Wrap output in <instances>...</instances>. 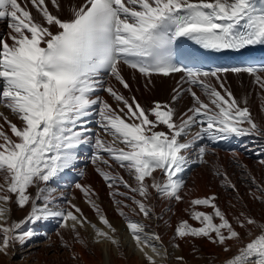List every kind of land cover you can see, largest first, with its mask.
<instances>
[{
  "label": "snow or ice",
  "instance_id": "obj_1",
  "mask_svg": "<svg viewBox=\"0 0 264 264\" xmlns=\"http://www.w3.org/2000/svg\"><path fill=\"white\" fill-rule=\"evenodd\" d=\"M64 10L61 0H0V20L8 21L0 35V105L19 121L0 113L11 132L0 124V253L13 255L38 235V224L52 220L58 222L60 245L74 261L82 262L76 245L89 248L81 229L91 227L96 244L120 247L118 230L91 185L76 182L74 187L104 227L61 190L67 171L77 168L83 146H89V159L148 264H169L173 258L187 264L184 256L169 252L156 231L159 224L145 223L155 218L172 227L149 201L155 192L172 212V202L184 200L182 174L193 155L195 162L208 163L207 142L250 138L255 147L245 148L261 157L258 164L264 168V121L251 111L248 96L238 98L228 81L229 74L251 77L264 113V60H255L258 54L252 51L264 48V0H83L69 2L67 16ZM225 56L238 65L208 63ZM126 70L133 81L139 75L146 89L154 77L179 76L170 101L143 106L132 94ZM185 95L191 103L181 110L176 105ZM232 156L248 194L264 204V182L241 163L238 151L233 149ZM114 164L135 186L113 170ZM213 167L221 186L237 193L241 210L230 218L215 193L192 198L185 211L200 226L180 219L171 247L179 250L177 240L206 239L225 253L236 249L222 264H264V220L247 209L228 172ZM13 203L26 210L22 219L10 221ZM192 250L200 251L195 244Z\"/></svg>",
  "mask_w": 264,
  "mask_h": 264
},
{
  "label": "bare ground",
  "instance_id": "obj_2",
  "mask_svg": "<svg viewBox=\"0 0 264 264\" xmlns=\"http://www.w3.org/2000/svg\"><path fill=\"white\" fill-rule=\"evenodd\" d=\"M48 2L49 0H46V3ZM61 2L65 5L63 15L67 16V5L69 2L78 4L82 3L83 0H61ZM49 7L51 9L50 3ZM35 14V10L33 9V15ZM7 25L8 21H5L3 27L0 28V35L7 32ZM125 75L132 85V94L136 96L137 100L143 106H150L154 100L170 101L172 89L176 86V81L179 79V76L175 78L157 76L153 78L152 83L146 89L144 86L145 81L139 75H137L135 81L131 79L129 70L125 71ZM228 81L234 94L238 98L243 95L248 96L249 105L250 107L252 106L251 111L258 120L264 121V113L261 112V101L259 99L258 90L254 89L252 78L247 74H243L240 77H237L235 74H229ZM118 87L120 86L118 85ZM123 91L125 95H129L126 90ZM98 94L108 99L114 108L117 107L116 103L106 92H100ZM190 103L191 97L185 95L176 106L183 110L190 106ZM0 113H3L12 122L19 124L17 118L3 105H0ZM0 124H3L5 130L11 135L10 129L3 117H0ZM91 127L96 129L97 125L93 122ZM106 138L109 140L111 139V137ZM207 143L210 149L206 156L208 163L195 162L197 158L193 155V162L190 163L189 167L182 174V178L186 181L184 191L188 193L184 200L180 203L172 202V212L167 210L169 202L156 198L155 192H153V199L149 201L156 206V211L158 213H163L165 220H170L172 227H168L162 220L157 221L155 218L145 221V223H149L153 226L159 224L156 231L161 234L164 244L168 246L169 252L174 253V255L184 256L187 264H222L224 259L230 257L236 251L234 248L233 252L225 253L220 247L213 245L206 239H196L194 241L177 240L175 242L180 244L179 250L171 247L174 229L180 219H188L194 226H200L199 223L193 220L188 212L185 211L186 208H190L189 201L192 198L203 197L215 193L218 197L217 203L229 214L230 218L232 214L241 210V204L237 203V193L221 186L220 179L214 174L215 168L213 165H219L223 170L228 172L229 176L240 189L239 195L243 196V203L247 205V209L250 210L251 214L258 220H264V204L260 203L258 200H253L248 194L247 183L242 179L241 167L233 161L232 156L233 149L238 151L241 163L246 164L252 174L261 182H264V168L260 167L258 164V160L261 157L255 152L247 150L255 147L252 140L250 138H244L240 140L231 139L228 141ZM245 145H247V149ZM211 149H215V154H213ZM90 155V147L83 146L81 151L82 158L76 169L67 171L64 179L61 181V190L67 193L69 199L73 196L75 197L73 202L83 210L85 216L90 221L97 223L100 227H104L99 221L95 211L86 202L84 194L74 187L76 182L91 185L95 192L98 193L97 203L102 206L110 222L118 230L117 234L121 241L120 247L117 248L108 242L96 244L93 242L94 233L91 227H88L86 230L81 229V234L89 240V248L85 249L76 245V250L82 254V262L74 261L71 259L70 252L60 245L59 239L56 236L58 222L52 220L38 224L36 226L38 235L24 247L21 248L17 246V248L12 250L14 253L13 255L5 256L0 253V264H148L143 253L137 249L126 227V221L116 211V205L113 203L109 194L110 190L104 179L96 172L95 166L89 159ZM81 169L85 171L83 177L79 176V170ZM113 170L119 172L130 184L135 186V181L127 171L120 169L115 164L113 165ZM154 175H159V171L154 173ZM0 182H2V180H0ZM121 191H125V189L122 187ZM128 203L131 204V201H128ZM233 204L236 205L235 208L232 207ZM197 208L200 211H212V209L207 206H197ZM125 211L129 210L125 209ZM173 212L175 215H173ZM129 214L131 215V213ZM25 215L26 210H20L15 203L11 205L10 221L22 219ZM134 219L143 218L134 217ZM239 230L243 233V229ZM45 233H47V236ZM65 235L66 238L71 239V233H65ZM48 237H51V239H48ZM193 244L200 249L199 252H193ZM169 264H176L174 258L169 261Z\"/></svg>",
  "mask_w": 264,
  "mask_h": 264
},
{
  "label": "rangeland",
  "instance_id": "obj_3",
  "mask_svg": "<svg viewBox=\"0 0 264 264\" xmlns=\"http://www.w3.org/2000/svg\"><path fill=\"white\" fill-rule=\"evenodd\" d=\"M250 108H252V106L250 107ZM252 110V109H251ZM248 186V185H247ZM248 188V187H247Z\"/></svg>",
  "mask_w": 264,
  "mask_h": 264
}]
</instances>
